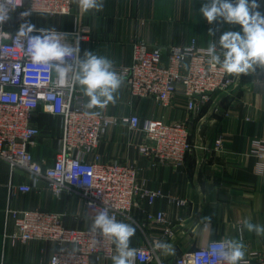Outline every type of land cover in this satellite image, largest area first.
I'll list each match as a JSON object with an SVG mask.
<instances>
[{"label": "built area", "instance_id": "built-area-1", "mask_svg": "<svg viewBox=\"0 0 264 264\" xmlns=\"http://www.w3.org/2000/svg\"><path fill=\"white\" fill-rule=\"evenodd\" d=\"M6 3L9 19L0 28V158L9 163L12 173L22 169L33 175L31 183H11L10 195L17 190L32 191L41 179L47 181L57 196L64 191L76 192L94 216L103 207L117 221L124 216L142 229L152 228L154 232L148 242L135 247L138 250L135 261L163 264L160 251L153 250V243L165 242L173 236L175 227L163 209H153L158 199L164 197L162 189L145 185L136 162L104 160L98 148L107 130L123 123L129 129V143L141 156L182 167L193 147L190 119L168 121L164 117L139 114L119 116L110 114L107 106L85 108L88 98L74 84L71 72L61 76L45 65L33 63L21 44L15 42L20 24L27 20L36 28H47L41 24L43 19L72 14L73 0H6ZM24 12L30 15L22 17ZM55 30L63 34V43L75 46L78 41L79 48L86 30L89 31L85 27ZM208 46L201 45L196 37L166 46H152L145 39H136L131 63L121 66L117 73L125 78L131 99H152L165 107L175 96H182L187 111L195 119L214 93L227 91L235 82L219 66L208 63ZM75 59V56L68 59L73 67ZM256 73L255 81L264 87V69ZM39 110L61 119L59 147L51 164L37 158L32 150L41 134L34 122ZM214 148H223L222 138L217 139ZM254 148L256 155L264 159V140H256ZM171 198L179 207L187 204L185 199ZM143 202L145 218L139 222L133 209H141ZM63 217L61 212L9 204L5 209L4 237L21 242L54 243L56 249L48 264H90L93 256L110 260L115 254V246L109 239L91 232L90 226H68ZM179 220L182 222L183 218ZM11 224L13 229L9 230ZM223 239L230 238L210 239L182 253L173 264H226L217 254ZM94 240L97 242L93 243ZM239 264H264V257L256 260L249 257Z\"/></svg>", "mask_w": 264, "mask_h": 264}, {"label": "crops", "instance_id": "crops-1", "mask_svg": "<svg viewBox=\"0 0 264 264\" xmlns=\"http://www.w3.org/2000/svg\"><path fill=\"white\" fill-rule=\"evenodd\" d=\"M207 0H104L101 11L81 12L77 4L72 14L46 17L43 27L72 31L85 27L81 42V58L93 52L114 62L116 72L132 60V45L136 39H145L152 46L185 43L196 37L203 46L218 39L224 31L239 30L238 25L222 21L208 24L200 13ZM259 11L264 12V0H257ZM215 30V37L209 35ZM257 68L256 71H260ZM255 72L231 75L234 85L227 91L214 93L203 106L199 116L192 119L182 96H175L168 106H160L152 99H131L123 76L115 93V104L109 103L112 115L139 114L141 117H164L168 121L190 119L192 149L184 166L175 168L139 154L129 143L127 125H112L99 145L102 159L117 158L136 162L147 187H160L164 197L158 199L153 209H163L174 225L173 236L165 239L174 253L163 254V264H173L178 256L210 239L230 238L244 244V260L264 257V236L247 231L244 221L264 225V159L255 153V142L264 140V87L255 81ZM34 122L40 127L32 150L37 158L51 164L59 147L61 119L42 110ZM223 139V148L215 149L217 139ZM263 167V171H262ZM33 175L25 170L11 172L7 161L0 158V264H48L56 245L45 241L21 242L4 237L5 209L7 205L18 208L42 209L61 212L63 221L71 227L90 226L94 218L76 192L64 191L55 195L45 179L30 192L9 193L10 184L31 183ZM173 198L185 199L178 206ZM135 207L133 215L142 222V209ZM182 217V222L179 220ZM204 217L211 223L205 226ZM119 221L133 225L135 235L130 247L148 242L154 232L142 229L127 217ZM200 227L193 231L195 226ZM13 229L12 224L8 226ZM90 264H113L110 260L91 257ZM135 264H143L135 261ZM149 264H157L156 262Z\"/></svg>", "mask_w": 264, "mask_h": 264}, {"label": "clouds", "instance_id": "clouds-1", "mask_svg": "<svg viewBox=\"0 0 264 264\" xmlns=\"http://www.w3.org/2000/svg\"><path fill=\"white\" fill-rule=\"evenodd\" d=\"M73 3L77 4L81 12H99L104 7V0H73ZM259 7L257 0H207L202 4L200 13L208 24L222 21L239 26V30L224 31L218 39L209 43L206 51L210 65L219 66L229 75H247L258 67L264 69V12L259 11ZM9 11L6 0H0V28L9 19ZM21 15L27 17L30 13ZM208 34L215 37V30L209 29ZM62 41L63 34L54 28H36L27 20L20 24L15 34V42L21 44L25 55L33 63L45 65L61 76L66 72L72 73L74 84L88 98L85 108L103 109L109 103L115 104V93L122 84V77L115 71L114 62L93 52H85L81 58L78 41L75 46ZM73 56L76 58L75 67L68 63V59ZM202 221L207 227L211 218L204 217ZM199 227L197 224L193 231ZM244 227L257 236H264V225L245 220ZM90 231L99 233L114 244L115 254L111 257L113 264H135L138 250L130 247L131 238L136 233L133 225L117 221L107 208L102 207L96 212ZM218 249V256L226 264H239L244 260L242 241L223 239ZM153 250L166 255L174 253L171 244L159 240L153 243Z\"/></svg>", "mask_w": 264, "mask_h": 264}, {"label": "trees", "instance_id": "trees-1", "mask_svg": "<svg viewBox=\"0 0 264 264\" xmlns=\"http://www.w3.org/2000/svg\"><path fill=\"white\" fill-rule=\"evenodd\" d=\"M188 155V154H187Z\"/></svg>", "mask_w": 264, "mask_h": 264}]
</instances>
